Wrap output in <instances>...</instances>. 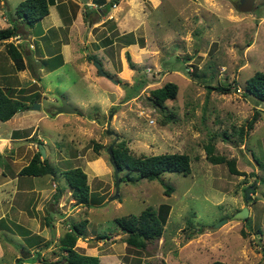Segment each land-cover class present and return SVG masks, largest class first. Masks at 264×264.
<instances>
[{
	"label": "rangeland",
	"instance_id": "374dc122",
	"mask_svg": "<svg viewBox=\"0 0 264 264\" xmlns=\"http://www.w3.org/2000/svg\"><path fill=\"white\" fill-rule=\"evenodd\" d=\"M18 1L0 0V29L13 19ZM147 1L142 0L141 11L135 9L136 25L143 27L127 30L103 50L87 41L91 35L102 38L114 15L97 14L105 7L96 0V16L74 22L72 41L68 29L54 27L59 26L54 7L32 27L17 22L18 35L6 42L22 51V71L15 70L5 43H0V87L27 103L30 114H38V121L30 118L29 125L22 123L17 130V116L0 121V131H13L0 142V167L17 176L42 139L45 158L56 171L23 181L37 192L46 188L37 201L34 194L24 201L11 199L13 177H0V213L8 214L0 222V264H17L18 257L25 264L60 260L65 255L59 247L65 221L82 219L88 221L86 237L77 239L74 248L98 256L100 264H264V101L244 93L247 79L264 72V0H254L247 13L237 10L238 0H192L186 6L184 0H152L158 3L155 9ZM64 22L68 27L72 21ZM60 52L64 57L58 59ZM92 55L95 60L90 62L86 56ZM98 60L116 83L98 75L93 65ZM138 76L144 78L143 86L124 99L131 93L124 84L131 87ZM166 82L177 85L176 97L156 104L151 91ZM205 84L230 92L221 94ZM62 100L75 113L60 110ZM34 103L40 108L30 109ZM257 110L258 119L249 130L247 122ZM122 140L134 157L185 153L191 172L163 175L164 185L173 188L169 196L157 181L143 180L120 182L115 197L108 150ZM210 143L213 156L233 159L243 175L231 173L226 163L212 164L205 150ZM78 166L90 187L88 205L76 204L61 174ZM147 206L160 216L164 212L163 234L143 249L129 248L114 219L137 215ZM244 207L247 218H234ZM26 236L41 246L38 258L33 256L38 246L30 248Z\"/></svg>",
	"mask_w": 264,
	"mask_h": 264
},
{
	"label": "trees",
	"instance_id": "16d2710c",
	"mask_svg": "<svg viewBox=\"0 0 264 264\" xmlns=\"http://www.w3.org/2000/svg\"><path fill=\"white\" fill-rule=\"evenodd\" d=\"M98 3L101 2L105 9L102 7L99 8V11L103 15L107 14V11L117 4L119 0H96ZM100 1V2H99ZM239 1V0H238ZM55 0H20L15 5L14 8V17L9 22V25L5 28L0 29V43H5L7 48V55L13 62L14 68L17 71H22L25 69L26 64L24 62V57L22 51L15 45L12 41L6 42L11 38H15L18 34V24L28 25L30 27L34 26L37 22L43 19L49 14V6L53 5ZM87 8V6H86ZM87 13H83L85 21L87 20ZM101 45L106 47L113 43L110 37H104L101 39ZM58 59H61V55L55 56ZM90 62L94 59L95 56H86ZM100 61V60H98ZM131 62V61H130ZM100 64L103 68V64L100 61ZM131 69L133 68L132 63L130 64ZM105 71V69L103 68ZM106 72V71H105ZM188 72V71H187ZM109 75V72H106ZM197 77V76H195ZM140 76L135 78V83L129 87L127 84H124V88L127 90L130 89L131 93H127L124 97L126 100L132 98V90H137L142 87L145 80L139 79ZM206 88L211 90H216L218 93L225 94L229 93L230 90L225 86H212L210 84H205ZM126 90V91H127ZM178 87L173 82H166L161 87L155 88L151 91L154 101L156 104L162 105L166 100L174 99L177 94ZM13 93L10 89L3 90L0 87V121H7L11 119L17 112H22L29 109V105L20 99L10 96L8 93ZM246 92V93H245ZM244 93L251 98H254L258 101H264V72L257 71L250 78L247 79L245 84ZM114 109L111 111L113 112ZM258 110L247 122V127L249 130L253 129L255 122L257 121ZM242 129H239L241 134ZM227 136L226 133L223 134V137ZM42 144V142H39ZM207 157L212 164H221L226 163L229 167V171L235 175H243L241 171L235 168V161L233 159L227 160L222 156H213L214 147L210 143L205 146ZM109 154L111 152L113 160L115 161L118 171H125L124 176H118L120 182H131L136 183L139 181H157L164 186V194L169 196L173 191V188L169 185H164L163 175L165 173H181L187 175L191 172L190 169V159L189 156L185 153H162L157 155H149L142 157H134L130 155L128 149L125 147V142L119 141L109 148ZM56 173L55 169L48 163L47 158L41 159V153L38 150L29 162L23 166L18 175L19 176H28V177H38L44 175L54 176ZM62 176L67 187L71 190V195L75 200L76 204L79 205H88L91 200V191L88 185L86 173L81 167H73L62 171ZM57 198L60 195V191L55 193ZM164 209V207H163ZM162 206L160 210L163 212ZM164 212L160 216L159 212L156 211L153 207L147 206L137 215L131 216H122L115 218V222L120 227V229L126 234L124 242L129 248L143 249L146 244L151 240L158 239L162 236L164 230ZM68 225L67 230L59 239V247L65 252L60 260L53 262L51 264H100L98 256L87 255L84 253L78 252L74 247L77 239L86 237L85 227L87 225V219H82L79 221H70L66 220ZM27 231L28 230H22ZM242 235L245 237L246 233L241 230ZM28 238V237H27ZM26 238L27 245L31 247L38 246L37 242L33 243L32 240ZM104 238V236L98 237ZM49 243H45L44 246H48ZM39 247H36L37 251L33 256H37L39 253ZM264 250V248H263ZM31 255L32 253H27ZM17 264H23L26 261L21 257L16 258ZM210 264H224L222 261H213Z\"/></svg>",
	"mask_w": 264,
	"mask_h": 264
},
{
	"label": "crops",
	"instance_id": "0c3cea01",
	"mask_svg": "<svg viewBox=\"0 0 264 264\" xmlns=\"http://www.w3.org/2000/svg\"><path fill=\"white\" fill-rule=\"evenodd\" d=\"M106 1H109V0H106ZM184 1H185V6H186V5H188L187 3L189 1H192V0H184ZM153 2L154 1H152V0H148L146 3H147V5H148L149 8L152 7V8L155 9L154 4H158V3H156V2L153 3ZM157 2H159V0H157ZM61 5H65L66 8L60 7ZM88 5H90V9H88V8L86 9V6H88ZM52 7H54L53 9L56 10L55 12H57V13H55L56 14L55 17H56V22L58 21L57 23L59 25L58 27H57V25L54 26V27H56V29L60 28L59 29L60 31H61V29H68V36L70 38V41H72V36L74 34V32H73L74 30H72L74 28V25H75L74 22H77V20L80 18L81 21H82V23H84L83 22L84 21L83 20L84 19L83 18V13H85V12H89V14L87 13V17L93 16V15L96 16V14L94 13V9L97 8L96 7V4H95V2H93V0H84V2H81V0H61L60 2H57V0H55V3L53 5H50L49 6V13H51V8ZM253 7H254V2H253ZM136 8H138V11L139 10L140 11L142 10V8H143L142 0H119V2L117 4H115L114 6H112L107 11V14L106 15L110 16L111 14H113L114 17L113 16L110 17L111 19H113L112 20V23L109 26L110 29H107V27H105V34H104V36L102 38H104V37H110L112 39V41H113L112 45H114V44H116L115 42H117L116 39L118 37H121L124 34H126V31L127 30H130L132 28L134 29V28L138 27V25H139V28L140 27H143L141 23H138V25H136V23H137V21H136L137 19H135V17H136L135 9ZM63 10H66V11L63 12ZM252 10H253V8H252ZM100 13L101 12L98 11L97 14H100ZM68 18H70V20L72 22H71V24L69 23V25L67 27V25L65 24L64 20H68ZM43 19H41V20H43ZM94 19L95 18H93V20ZM97 19H99V18H97ZM138 20H139V17H138ZM56 22L53 23V24H56ZM97 22H98V20H97ZM50 24H52V23H50ZM50 24H49V26H51ZM130 31H133V30H130ZM44 33H45V31H43V33H41V35L42 34L44 35ZM94 33H96V32H94ZM63 38L60 41H63ZM65 38L67 39L68 37L65 36ZM73 38H74V36H73ZM102 38L96 39L95 36L91 35V38H90L89 41H87V44H89L90 46H92V48H94V49L103 50L105 47H103L101 45V42H100ZM148 38H145V43H147ZM25 40H26V38L24 37V34H23L22 41L25 42ZM63 44H64V42H63ZM31 52H33V51H31ZM60 54H61L62 57H64L63 56L64 54H62L61 52H60ZM32 80H35V79L32 78ZM21 87H22V85L19 88H21ZM15 94H16V92H15ZM27 110H24L22 112H17L13 116V117H15V116L18 117V119L16 118V120H15V125H14L15 128H14V130L20 129L22 123L23 124H26V125H29L28 119H30V118L34 119L35 121H38V114H37V116L36 115H33V113L30 114L31 112H29V111H31V110H29V109H27ZM20 118L23 121L20 122L19 121ZM13 119H15V118H13ZM16 126H18V127L16 128ZM36 130H37V128L34 131L36 132ZM12 132L13 131H8V130H5V129H2L0 131V142L1 141H6V139L9 138L10 135H12ZM27 138L28 137H26V139ZM15 140H18V139H15ZM16 142H18V141H16ZM40 142H42L41 145L43 146V148H45L46 145L44 144L45 143L44 140L41 139ZM1 144H3V143H1ZM38 150H39V147H38ZM2 152L3 151L0 150V159L2 158ZM41 159H42V157H41ZM3 167H0V177L1 176H5V175H10V176L13 177L11 179L13 185L10 188L11 189L10 190L11 191V197H12L11 199H16L17 197H19V201H22V200L24 201V200L29 199V196H31L32 194H34L35 195L34 198L36 197V201H37L40 198L38 196L39 195L41 196L43 194V193L40 194L39 192L46 191V188L45 187H42V191H38V192L34 190V187L33 186L27 187L26 184L23 183V181L25 182L26 181L25 178L28 177V176H19V175H17V176L14 175L13 176L14 171L7 172L6 171V167L5 166H3ZM19 171L20 170L17 171V174L19 173ZM28 178H31V177H28ZM13 186H14V189H13ZM2 187L3 186H0V191L2 190L1 189ZM59 188L57 186L55 192L56 191H59L58 190ZM64 191H65V189H64ZM1 192H3V191H1ZM38 202H39V204L36 203V205H35L37 208L40 206V203H41L40 201H38ZM248 208H249V206H248ZM50 215H51V213H50ZM50 215H49L48 218H50ZM6 216H8V214H6V212H1L0 213V222L3 219H5ZM55 217L56 216H54V220H55ZM16 224H18V223H16ZM65 225L68 227V225L66 223H65ZM2 229L3 230L4 229L6 230V227H4ZM28 231H30V230H28ZM23 237L25 238V236H23ZM26 238H27V236H26Z\"/></svg>",
	"mask_w": 264,
	"mask_h": 264
},
{
	"label": "water",
	"instance_id": "95a60500",
	"mask_svg": "<svg viewBox=\"0 0 264 264\" xmlns=\"http://www.w3.org/2000/svg\"><path fill=\"white\" fill-rule=\"evenodd\" d=\"M253 2L254 0H239L238 4H237V10L239 12H244V13H247V12H250L253 8ZM93 65L98 73V75L102 76V77H105L111 81H113L114 83H116L114 80H112L108 74L103 70L102 66L100 63H98L97 61H94L93 62ZM40 106L38 103H34L32 106H31V109H34V110H37L39 109ZM64 113H75V109L71 108L64 100H62V107L61 109ZM39 151L41 153V157L42 159L45 158L46 154H45V150L43 148V146L40 144L39 145ZM110 159H111V163H112V166H113V169H114V175H115V188H116V195L115 197L117 196V190H118V187H119V178H118V167L115 163V161L113 160V157H112V154L110 152ZM249 214V211L246 207L242 208L240 211H238L236 214H234V218H237V219H245L247 218ZM226 222V220H224L223 222H220L218 224L215 225V227H218L220 226L222 223Z\"/></svg>",
	"mask_w": 264,
	"mask_h": 264
},
{
	"label": "clouds",
	"instance_id": "9594fccd",
	"mask_svg": "<svg viewBox=\"0 0 264 264\" xmlns=\"http://www.w3.org/2000/svg\"><path fill=\"white\" fill-rule=\"evenodd\" d=\"M109 76V75H108ZM110 77V76H109Z\"/></svg>",
	"mask_w": 264,
	"mask_h": 264
},
{
	"label": "flooded vegetation",
	"instance_id": "af4514ba",
	"mask_svg": "<svg viewBox=\"0 0 264 264\" xmlns=\"http://www.w3.org/2000/svg\"><path fill=\"white\" fill-rule=\"evenodd\" d=\"M239 2V1H238Z\"/></svg>",
	"mask_w": 264,
	"mask_h": 264
}]
</instances>
